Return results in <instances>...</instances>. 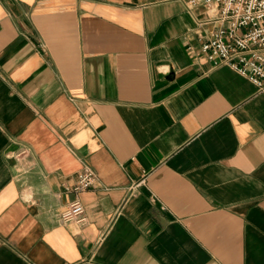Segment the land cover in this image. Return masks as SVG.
Wrapping results in <instances>:
<instances>
[{
  "label": "crops",
  "instance_id": "obj_1",
  "mask_svg": "<svg viewBox=\"0 0 264 264\" xmlns=\"http://www.w3.org/2000/svg\"><path fill=\"white\" fill-rule=\"evenodd\" d=\"M213 16L0 0V264H264V89L188 52Z\"/></svg>",
  "mask_w": 264,
  "mask_h": 264
},
{
  "label": "built area",
  "instance_id": "obj_2",
  "mask_svg": "<svg viewBox=\"0 0 264 264\" xmlns=\"http://www.w3.org/2000/svg\"><path fill=\"white\" fill-rule=\"evenodd\" d=\"M192 8L204 7L214 13L216 28L210 38L197 47L188 46L196 60H205L212 67L225 65L246 76L264 89V0H187ZM66 191L75 195L58 217L63 224L87 222L85 207L78 196L96 188L98 176L87 164L77 173Z\"/></svg>",
  "mask_w": 264,
  "mask_h": 264
}]
</instances>
